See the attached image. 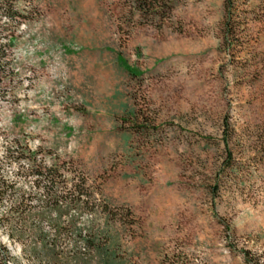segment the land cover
<instances>
[{
    "label": "rangeland",
    "instance_id": "374dc122",
    "mask_svg": "<svg viewBox=\"0 0 264 264\" xmlns=\"http://www.w3.org/2000/svg\"><path fill=\"white\" fill-rule=\"evenodd\" d=\"M234 1L227 38L224 0H156L151 12L19 0L17 18L0 8V215L22 194L43 209L46 184L21 173L24 151L44 165L71 158L90 200L132 211L110 225L123 264H243V248L264 261V0ZM225 148L235 171L219 174ZM76 214L103 226L102 211ZM10 233L0 222L7 264H40Z\"/></svg>",
    "mask_w": 264,
    "mask_h": 264
},
{
    "label": "trees",
    "instance_id": "16d2710c",
    "mask_svg": "<svg viewBox=\"0 0 264 264\" xmlns=\"http://www.w3.org/2000/svg\"><path fill=\"white\" fill-rule=\"evenodd\" d=\"M16 1L19 0H0V8L10 18H17L22 13L16 6ZM128 1L135 11L151 12L154 10L153 6H155L156 0ZM234 4V0H224L223 2V29L226 38L234 28ZM125 69L133 76L140 75L137 70L128 67ZM205 139L211 140L208 137ZM226 139L227 134L225 132L222 141L225 143ZM225 151L226 154L219 174L225 170L235 171L236 165L232 152L229 148H225ZM260 154L264 158V142ZM23 155L29 158L32 163L28 168L22 169L21 173L37 175L38 180L44 181L46 184L43 209L40 212H33L28 196L22 194L6 213L0 215V222L11 228L10 236H17L21 241L23 253L33 257L34 261H38L40 264H123L122 253L117 250L118 244L115 235L111 232L110 225L116 221L117 216H123V218L132 216L129 207L122 206L119 208L106 199L101 202L95 198L90 200V197L85 195L89 187L87 175L78 168L71 158L56 157L50 165H44L37 163L35 153L24 151ZM66 178H69V181ZM7 187V180L0 178V201ZM90 192L101 194L98 188ZM67 194H71V196H67ZM70 208L77 212L85 209L102 211L104 215L103 226L95 227L93 221L86 226L80 225L78 214L67 215ZM16 214L18 219L22 221L21 227H16L14 224ZM44 221H47L48 229L45 227ZM122 223L125 221L122 220ZM28 239L31 240L30 244L26 243ZM240 252L243 257V264H264L259 253L249 248L240 249ZM8 260H14V257L6 246L0 244V264H7Z\"/></svg>",
    "mask_w": 264,
    "mask_h": 264
}]
</instances>
